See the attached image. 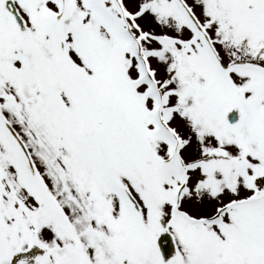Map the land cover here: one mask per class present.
Wrapping results in <instances>:
<instances>
[{
    "label": "snow or ice",
    "instance_id": "1",
    "mask_svg": "<svg viewBox=\"0 0 264 264\" xmlns=\"http://www.w3.org/2000/svg\"><path fill=\"white\" fill-rule=\"evenodd\" d=\"M0 264H264V0H0Z\"/></svg>",
    "mask_w": 264,
    "mask_h": 264
}]
</instances>
